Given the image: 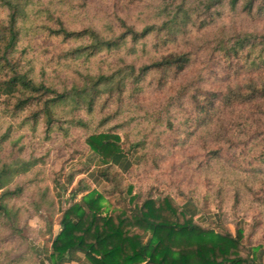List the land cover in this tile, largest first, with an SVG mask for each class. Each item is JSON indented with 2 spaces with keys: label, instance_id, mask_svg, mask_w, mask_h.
<instances>
[{
  "label": "trees",
  "instance_id": "obj_1",
  "mask_svg": "<svg viewBox=\"0 0 264 264\" xmlns=\"http://www.w3.org/2000/svg\"><path fill=\"white\" fill-rule=\"evenodd\" d=\"M93 1L0 0V115L16 120L29 111L20 124L33 132L41 125L46 141L57 131L61 140L82 131L84 146L76 147L64 164L76 156L83 164L67 174L66 186L56 184L59 200L74 178L92 166L97 179L111 186L99 192L78 183L72 203L65 209L57 206L60 218L49 264H263V247L243 244L240 227L231 235L220 214L211 227H203L193 220L200 209L191 199L179 206L170 195L135 192L109 172L128 175L148 157V136H154L155 150L159 136L178 131L198 145L201 159L220 164L217 172L225 180L218 186L217 208L230 197L238 206L254 194L255 184L264 188V36L218 35L212 45L203 46L204 54H217L231 67L234 60L249 59L258 47V62H251L246 79L224 91L203 87L200 75L181 86L178 98L191 94L190 112L181 122L175 123L170 110H141L131 117L128 107H138L153 74L162 82L167 73L183 75L190 68L194 49L163 47L171 48L190 27L211 26L225 3L245 16H261L264 0H128L113 15L94 7ZM45 46L63 49L47 58ZM96 110L103 113L97 121ZM117 120L125 122L106 129ZM126 123H132L135 137L124 130ZM12 128L10 124L0 133L1 149L21 141ZM31 166L20 162L0 169V218L9 219L7 205L23 191L2 190L5 181ZM261 190L258 200L264 205ZM189 206L194 210L187 211Z\"/></svg>",
  "mask_w": 264,
  "mask_h": 264
},
{
  "label": "rangeland",
  "instance_id": "obj_2",
  "mask_svg": "<svg viewBox=\"0 0 264 264\" xmlns=\"http://www.w3.org/2000/svg\"><path fill=\"white\" fill-rule=\"evenodd\" d=\"M127 1L94 0L93 6L100 7L113 15L117 12L119 14V9H122ZM244 34L264 36V14L245 16L238 11V8L232 10L227 3L221 6L219 15L215 16L211 26L203 30L198 29V26L188 28L179 36L176 44L171 48L163 47L162 50L190 51L194 49L193 51L196 52H193L190 68L183 75L175 76L169 72L162 82H160L162 77L157 73L148 78L138 97V107L128 106L133 110L131 117L141 110L156 112L170 110L175 117V123H178L190 112L188 98L191 94L185 98H178L180 87L187 82L193 83L200 75L203 78V87L212 91H224L228 85L246 79L252 71L250 70L251 62H258L256 59L258 47L249 59H243L240 62L232 61V67L221 56L217 54L214 57L208 56L202 52L206 45L213 44L218 35L232 37ZM61 49H63L61 46L55 48L45 46L44 53L47 58H50L60 53ZM46 71H49V68ZM260 72L259 70L253 75ZM98 112L99 110L95 112L96 121L103 114ZM28 116L29 111L22 112L16 120L9 115H0V119L4 121H0L3 123L0 133H3L11 124L12 132L16 133V137L21 136L17 146L13 147L10 143L0 148V169L3 166L15 168L20 162L32 163L27 172L7 179L3 185L2 190L12 191L15 188H22L23 191L21 197L13 198L8 203L7 207L11 213L9 219L0 218V264H49L47 256L50 253L52 239L58 230L60 218L56 212L57 206L65 209L72 203L70 195L72 191H75L78 183L87 187L88 190L101 192L102 188L111 189L109 184L102 181L99 187H94L88 181L87 173L96 169L92 166L87 172L74 178L73 183L65 188L63 197L59 200L60 189L56 184L66 186L67 174L81 169L79 165L83 164V159L77 156L71 163L64 164L76 147L84 146L81 138L82 131H72L64 140H61L60 133L57 131L52 139L46 141L43 138L41 125L36 132H33L30 126L20 124ZM121 122L125 121L109 122L106 129ZM131 124L126 123L124 130H128L130 136L135 137L136 132H131L132 126L129 127ZM163 127L157 128L155 132L160 133ZM141 128L142 126L136 129ZM120 137L121 142L124 141L123 136L120 135ZM137 137L141 138L138 135ZM145 141L149 153L147 152L148 157L142 160L140 166L134 167L128 175L123 176L117 170H111L109 175L117 179L121 177L120 182L123 187L132 185L135 192L147 194L152 191L156 195H170L179 206L191 199L200 209L193 216V220L203 227H211L214 216L220 214V223L225 230L234 235L238 227L242 228L244 230L243 244L262 246L264 258V205H261L258 200L263 196V190H261L264 189L263 187L255 184L254 194L247 196L238 206H234L230 197L225 198L221 206L217 208L218 186L225 180V175L217 172L220 164H216L213 159H201L203 152L198 145L187 140L186 136L178 131L159 136V148L155 150H152L157 145L154 136H148ZM206 161H209L210 165L215 164L212 167L216 170L207 167ZM224 189L223 193H226ZM242 192L245 190L242 189ZM230 195L228 193V197ZM80 197L81 195H78L77 199ZM186 210L193 211L194 208L189 206ZM257 222L260 223L255 224ZM30 244L34 245L39 253L32 249Z\"/></svg>",
  "mask_w": 264,
  "mask_h": 264
},
{
  "label": "crops",
  "instance_id": "obj_3",
  "mask_svg": "<svg viewBox=\"0 0 264 264\" xmlns=\"http://www.w3.org/2000/svg\"><path fill=\"white\" fill-rule=\"evenodd\" d=\"M96 169L91 171L89 174L87 173V179L88 181L95 187H99L101 185L100 180L97 179L95 175ZM263 264H264V258H263Z\"/></svg>",
  "mask_w": 264,
  "mask_h": 264
}]
</instances>
